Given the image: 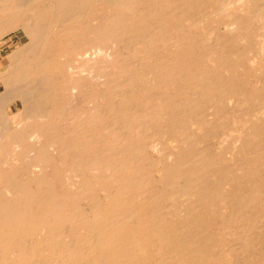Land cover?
I'll list each match as a JSON object with an SVG mask.
<instances>
[{
    "label": "bare ground",
    "instance_id": "6f19581e",
    "mask_svg": "<svg viewBox=\"0 0 264 264\" xmlns=\"http://www.w3.org/2000/svg\"><path fill=\"white\" fill-rule=\"evenodd\" d=\"M0 183V264H264V0H0Z\"/></svg>",
    "mask_w": 264,
    "mask_h": 264
},
{
    "label": "rangeland",
    "instance_id": "374dc122",
    "mask_svg": "<svg viewBox=\"0 0 264 264\" xmlns=\"http://www.w3.org/2000/svg\"><path fill=\"white\" fill-rule=\"evenodd\" d=\"M14 42H15V41H14ZM14 42H10V43H9V46H8V48H7V51L10 50V49H12V48L14 47ZM106 53H107V54H106L107 56L105 55V60H106V57H107V59H109V57H111L110 54L108 55L109 52H106ZM108 56H109V57H108ZM105 60H104V64H105ZM109 60H111V59H109ZM109 60H108V61H109ZM108 61L106 60L107 65H108L109 62H110V61H109V62H108ZM206 62L208 63V62H209V59H207ZM101 63H102V62H100V64H101ZM110 63H111V62H110ZM111 64H112V63H111ZM113 66H114V65H113ZM108 68H109V66H108ZM249 77H250V79H251L250 82H251V83H254V82H253V80H255V78H254V72H253V73L251 74V76H249ZM252 77H253V78H252ZM71 98L73 99V97H71ZM69 99H70V98H69ZM69 99H68V103H69V104L67 103V106H68V105H69V106H68L67 108H69V110H71V109L73 108L72 105L75 103L74 100L76 101V99H73V100H69ZM88 104H89V103H88ZM88 104H84V105H85L84 108L81 106V107H82V108H81L82 111H84L86 107L89 108V105H88ZM70 105H71V106H70ZM71 107H72V108H71ZM70 108H71V109H70ZM87 108H86V109H87ZM148 151H149V153H150L152 156H155V155H156V154L153 153L151 150H148ZM49 154H51V151L49 152ZM229 154H230V152L227 151V152H226V155H229ZM26 157H27V156H26ZM26 157H24L25 159L23 158V160H22V158H21V160L19 161L18 164H20V162H21V163H22V162L24 163V164H20V165H22L21 167H20V165L17 166L19 169H22L23 165H24V168H26V166H27V164H28V162H29V159H28L29 156L27 157L28 160L26 159ZM29 158H30V157H29ZM25 160H26V161H25ZM26 162H27V163H26ZM15 164H16V163H15ZM25 165H26V166H25ZM15 166H16V165H15ZM17 167H16V168H17ZM3 168H5V165H4ZM16 168H15V169H16ZM24 168H23V169H24ZM23 169H22V170H23ZM46 169H47V171H46ZM46 169H45V172H49L48 167H47ZM20 173H21V174L23 173L22 175H21V174H20V175H21L22 177H24V178L28 175L27 172H24V171H23V172L20 171ZM0 184H1V183H0Z\"/></svg>",
    "mask_w": 264,
    "mask_h": 264
}]
</instances>
